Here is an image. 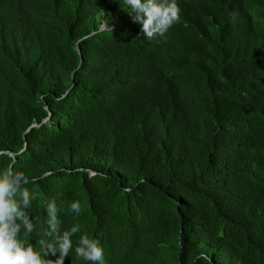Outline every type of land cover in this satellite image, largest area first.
Masks as SVG:
<instances>
[{"label": "trees", "instance_id": "16d2710c", "mask_svg": "<svg viewBox=\"0 0 264 264\" xmlns=\"http://www.w3.org/2000/svg\"><path fill=\"white\" fill-rule=\"evenodd\" d=\"M178 3L149 40L122 0H0V168L36 177L37 250L55 198L105 264H264V0Z\"/></svg>", "mask_w": 264, "mask_h": 264}, {"label": "clouds", "instance_id": "9594fccd", "mask_svg": "<svg viewBox=\"0 0 264 264\" xmlns=\"http://www.w3.org/2000/svg\"><path fill=\"white\" fill-rule=\"evenodd\" d=\"M123 8L134 22L141 25L149 40L166 38L168 31L180 21L181 8L178 0H122ZM235 13L231 14L232 19ZM5 159L0 155V160ZM35 176L12 164L0 168V264H64V259L74 251L85 262L105 264L104 249L97 239L82 233V224L76 220L64 227L61 213L70 211L76 217L81 213L79 200L59 204L55 198L41 202L47 228L38 240L39 249L30 242L38 231V216L32 215L34 202L40 199L35 188ZM29 185H33L29 187ZM81 233L73 240L76 234ZM57 252L59 253L56 256ZM56 259H48L49 255ZM197 260L208 261L205 252L198 253Z\"/></svg>", "mask_w": 264, "mask_h": 264}, {"label": "rangeland", "instance_id": "374dc122", "mask_svg": "<svg viewBox=\"0 0 264 264\" xmlns=\"http://www.w3.org/2000/svg\"><path fill=\"white\" fill-rule=\"evenodd\" d=\"M116 27H117V26H116L115 24H112V26H111L110 28H116ZM104 28H107V26H106V25H105V26L102 25V26H101V29H104Z\"/></svg>", "mask_w": 264, "mask_h": 264}, {"label": "water", "instance_id": "95a60500", "mask_svg": "<svg viewBox=\"0 0 264 264\" xmlns=\"http://www.w3.org/2000/svg\"><path fill=\"white\" fill-rule=\"evenodd\" d=\"M9 155L13 157V154L9 153Z\"/></svg>", "mask_w": 264, "mask_h": 264}]
</instances>
